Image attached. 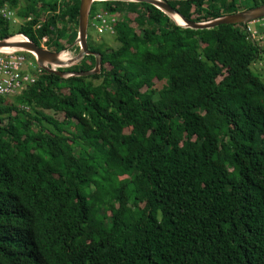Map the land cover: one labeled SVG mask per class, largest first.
Masks as SVG:
<instances>
[{"label": "trees", "instance_id": "1", "mask_svg": "<svg viewBox=\"0 0 264 264\" xmlns=\"http://www.w3.org/2000/svg\"><path fill=\"white\" fill-rule=\"evenodd\" d=\"M162 1L192 22L264 4ZM4 6L21 23L0 15V40L73 47L79 0ZM97 13L116 18L117 43L87 33L98 74L41 70L0 97V264H264V83L252 71L264 43L244 24L182 28L147 3L93 2L88 28ZM253 28L264 38V20Z\"/></svg>", "mask_w": 264, "mask_h": 264}, {"label": "water", "instance_id": "2", "mask_svg": "<svg viewBox=\"0 0 264 264\" xmlns=\"http://www.w3.org/2000/svg\"><path fill=\"white\" fill-rule=\"evenodd\" d=\"M96 1H123V2H136V3H147L155 7L169 17L176 25L182 28H188L191 30H205L213 29L219 25H235V24H247L253 21L264 19V4L257 7L243 10L241 12L222 16L220 18L210 20L207 22H192L185 19L182 15L176 12L172 7L162 0H79L78 7V20H77V37L74 44L78 46V53L72 58L70 64H62L59 62V54L50 52L41 46H37L31 41L21 42L14 45V47L20 48L29 54L35 56V63L47 73H52L61 78H67L71 76L85 77L98 74L101 66V56L98 53H94L88 50L87 47V27H88V16L89 10L93 2ZM172 15L179 17L181 24L175 22L172 19ZM5 42L0 40V47L5 46ZM73 44V45H74ZM93 56L95 59L94 68L90 71L83 72H65L62 70H55L51 66L62 67L72 66L81 60L84 56Z\"/></svg>", "mask_w": 264, "mask_h": 264}, {"label": "built area", "instance_id": "3", "mask_svg": "<svg viewBox=\"0 0 264 264\" xmlns=\"http://www.w3.org/2000/svg\"><path fill=\"white\" fill-rule=\"evenodd\" d=\"M0 15L2 18L17 24L21 23L15 17V11L4 6L0 9ZM29 20V19H27ZM116 18L108 14L97 13L93 16L91 27L98 34L111 33L113 34V24ZM264 19L253 21L245 25L246 38L258 44L264 43V38L253 28V24ZM38 28V26H36ZM14 37H20L25 42H28V38L21 34H15L2 41L5 43H11L10 40ZM47 39L44 37L41 39V47L44 48ZM45 49V48H44ZM65 51H61L60 54H65ZM26 53L20 48L10 46L9 48L0 47V97H13L19 95L28 85L34 83L36 78V72L42 69L35 63V60L26 58ZM32 55V54H31ZM66 55V54H65ZM33 58H35L33 56ZM259 65L263 66L264 58L258 61ZM53 69H60L61 67L51 66ZM23 109L28 110L23 107Z\"/></svg>", "mask_w": 264, "mask_h": 264}, {"label": "rangeland", "instance_id": "4", "mask_svg": "<svg viewBox=\"0 0 264 264\" xmlns=\"http://www.w3.org/2000/svg\"><path fill=\"white\" fill-rule=\"evenodd\" d=\"M100 9H103V8L101 7ZM12 32L14 33L15 31H12ZM87 33L89 34L92 43L95 46L100 44L102 46L103 50L113 49L117 46V43L113 38V34H111V33L98 34L93 30V28L91 26L89 28L87 27ZM12 41H13V39H12ZM15 42H18V41H15ZM74 46L76 47L77 45H73V47L70 46V48H68L69 50L64 52L66 55H68L71 58L75 57L78 53V51L76 50V48ZM262 65L263 66L259 65V63L254 64L252 66V71L255 74L259 75L261 81L264 83V63ZM65 67H69V66H62L61 68H65ZM49 114H51V113H49ZM54 117L58 120L62 119L61 114H56V115H54Z\"/></svg>", "mask_w": 264, "mask_h": 264}, {"label": "bare ground", "instance_id": "5", "mask_svg": "<svg viewBox=\"0 0 264 264\" xmlns=\"http://www.w3.org/2000/svg\"><path fill=\"white\" fill-rule=\"evenodd\" d=\"M171 17H172V19H173L175 22L181 24V21H180V19H179L178 16H176V15H172ZM15 41H18V42H15ZM10 42H11V43H6L4 47H5V48H9L10 46H14V45L17 44V43L25 42V40H22L20 37H14V38H13V41H12V39H11ZM58 60H59V62H61L62 64H70V63L72 62V58L69 57L68 55H64V54H60Z\"/></svg>", "mask_w": 264, "mask_h": 264}, {"label": "clouds", "instance_id": "6", "mask_svg": "<svg viewBox=\"0 0 264 264\" xmlns=\"http://www.w3.org/2000/svg\"><path fill=\"white\" fill-rule=\"evenodd\" d=\"M75 45V44H74ZM59 54V53H58ZM33 56V55H32ZM35 57V56H34ZM34 59V58H33ZM56 70H58V69H56Z\"/></svg>", "mask_w": 264, "mask_h": 264}]
</instances>
